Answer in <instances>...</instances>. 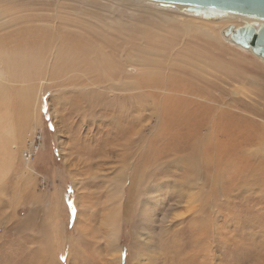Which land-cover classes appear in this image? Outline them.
<instances>
[{"label": "rangeland", "instance_id": "374dc122", "mask_svg": "<svg viewBox=\"0 0 264 264\" xmlns=\"http://www.w3.org/2000/svg\"><path fill=\"white\" fill-rule=\"evenodd\" d=\"M14 1L31 6L42 22L49 20L48 47L57 42V31L71 39L86 37L85 31L98 42L116 43L107 46L106 55L115 67L135 49L132 53H150L155 63L146 69L160 77L167 78L169 62L175 66L188 58L196 64L203 55L223 62L238 59L242 75L227 83L223 68H216L221 80L215 85L221 86L215 104L229 113L215 115L212 127H199L204 111L173 121L167 105L179 93L166 80L149 88L138 83L137 63L126 65L118 76L125 85L110 95L95 91L82 70L53 71L54 79L39 81L35 74L46 69L8 67L0 110L26 127L14 131L20 154L0 189V264H46V253L49 264H118L102 222L111 196L108 186L116 179H122L119 264H141V246L148 247L155 264H264V58L223 34V27L240 25L242 18L222 19L225 14L209 21L181 5L154 0ZM57 12L60 21L54 26ZM12 50L17 56L20 47ZM25 87L36 95L31 92L28 113L22 107ZM130 129L133 137L126 136ZM23 150L31 154L33 171L25 168ZM28 175L32 187L27 189ZM149 191L152 246L139 225L141 198ZM79 196L86 203L82 209ZM78 217L86 225L84 238L76 231Z\"/></svg>", "mask_w": 264, "mask_h": 264}, {"label": "bare ground", "instance_id": "6f19581e", "mask_svg": "<svg viewBox=\"0 0 264 264\" xmlns=\"http://www.w3.org/2000/svg\"><path fill=\"white\" fill-rule=\"evenodd\" d=\"M178 5H181L184 8H188V5H185V4H178ZM0 6H1V9H0V26H7V28L4 31H2V32L0 31L1 37H3V35L6 34L4 37L5 38L4 40H6V41H4L3 38L2 39L0 38V91H4V90L6 91L8 89L7 84H6V82L8 80V78H7L8 73L6 74V71L10 70V69L8 70V67H14V68L32 67L35 69L39 68L40 70H43V69L47 70L48 73H46V74H43V73L35 74V72H34V74L36 75V77H34V80H35V78H39L40 79L39 81L54 79L53 71L56 72L58 75L59 70L67 71V73L69 72V74H71L73 72L77 73V72H79V70H82L83 73L81 74V77L83 78V80L85 78L87 81L89 80L91 83H93V87L96 88V89H94L95 91L99 90V91L105 93L106 95H107V93L109 94V92H110V94H115V90H118L119 88H121V86L125 85V83H126V81L119 82L118 76L124 72V68H126V65H133V64L137 63L141 66V71L138 74L137 78H139V76H142V79H139L138 83H141L145 87L149 88L150 86H153L155 84V82H159L161 80H164V81L166 80L167 81L166 85H169L174 91L179 93L177 96H173V94H172L173 99L171 97H170V99H172V102L173 101H175V102L174 103L171 102L169 105H167L168 106L167 109L169 111L168 115H170L173 118V121H175L177 119H188V117L190 115L194 114L196 111L202 110V111H204V115L202 116L200 122L197 125L199 127L204 126V125H208V126L212 127L214 125L213 118L215 115H223V114L229 113V111L222 110V109L218 108L215 104V102L218 100L217 96L215 94V91H216V89H218L221 86V85L217 86L215 84L217 83V81L221 80L220 73L218 70L219 67H222L224 70L225 82H227V83L237 82V79H235L233 77L238 76V75H242V72L240 71V67H242V64H240L239 63L240 61H238V59H236L240 56L234 55V56H232V58L236 59V60H233L230 62H223L220 59H218L215 55H209L208 59H206L205 58L206 56L203 55L199 58V60H201V61H199L200 63L193 62L196 64H191L192 63L191 60H188V58H183L186 56H183V57L180 56V59L183 58L184 60L181 61L179 65L176 64L178 62L175 63L180 69L178 67H176V65L171 66V64H170L171 62H169L170 70H169V72L166 70L168 72L167 78L165 76L160 77L158 74H154V72H151V70L146 69V68H151L153 66V64L155 63L150 59V57L148 55L150 53H148L147 55L144 54L145 52H143V54H140V53L136 54L135 52H137V51L132 53L135 49L133 51H126L127 54L122 55V57H124L122 60L123 61L126 60V62H120V67H115V65L113 63V59H111L110 57H107L106 55L110 54V52L107 51V49H108L107 46H110V45L115 46L116 43L111 42V41L98 42V41H96L95 36H91L92 33H88L85 31L81 32V33L84 34L86 37L78 36L81 39H71L70 35L65 34V32L57 31L56 34L53 33L57 36L56 37L57 42L55 43V45H53V46L50 45L48 47L47 46L48 44L45 45V42H47L46 40L48 37V34H47L48 32H47V28H46V27H48L47 25H49V22H47L48 19L45 20L44 22H42V19H41L42 15L39 13H36L32 9L31 6H29L27 4L16 2L14 0H0ZM4 8L6 11H4ZM6 12H8L9 15L7 18L4 19L3 14L6 15ZM26 13H28V14H26ZM201 16H203V15H201ZM201 16H199L197 18L202 19ZM234 16L241 17L242 23L240 25H234V24H229V25H234V26L238 27V26L243 25L245 22L259 24V21L256 19L247 18L243 15L236 14V13H228L225 16H221V18L222 19L223 18H233ZM203 18H204V16H203ZM56 19L57 20L55 21L54 26H57V24H59L58 21H60V17H59L58 12H57ZM204 19H206V18H204ZM208 20L211 21L210 19H208ZM229 25H227V26H229ZM227 26H225V27H227ZM189 27L190 26H186L185 28H187V30H188ZM225 27H223V29ZM72 32H74V31H72ZM188 32H190V30ZM87 36L94 37V38H92V40H89V39H87ZM111 38H114V37H111L109 35L105 36V39L111 40ZM224 38H225V40H229L228 37L227 38L224 37ZM114 39H116V38H114ZM7 40H9V41H7ZM17 40L20 41L21 45L18 44L16 46H12V45H15V43H13V42H16ZM54 41H56V40H54ZM122 43L124 44V42H119L120 45ZM182 44L184 45V43H182ZM209 44H211V43H209ZM236 45L241 47L238 44H236ZM127 46H128V43H127ZM205 46L211 47V45H208V44H205ZM18 47H20V50L18 52L19 54L16 56V53H14L12 48H18ZM121 47H123V45ZM112 48H114V47H112ZM179 48L180 47H178V49L175 51H179L180 50ZM241 48H243V47H241ZM156 49H158V48H156ZM43 50H45V54L41 55ZM47 50H48V52H47ZM201 50H204V49H201ZM114 52L116 53V51H114ZM205 52H207V51L205 50ZM211 54H213V53H211ZM174 57H175L174 55L172 57H170V60H172V58H174ZM189 59H190V57H189ZM202 59H204V63H202L203 62ZM205 60H207V61H205ZM188 61H190V62H188ZM245 65H247V64L245 63ZM164 66H166V65H164ZM164 66H162V67H164ZM190 66H192V67H190ZM234 66H236V67H234ZM216 68H218V69H216ZM132 70H134V69L132 68ZM247 72H248V70H247ZM50 74L52 75V77H50ZM205 74H208V76L207 77L204 76ZM28 75H30V74H28ZM127 76H130V75L127 74ZM209 76H210V79H208ZM73 77L74 76L72 75V78ZM75 77L80 78V76H75ZM244 77H245V75H244ZM67 81L78 82L77 80H74L71 78L67 79ZM86 82H84V83H86ZM106 82H108L110 85H108V83H106ZM66 85H68V83ZM100 88H102V89H100ZM160 88H163V87H160ZM27 89H28L27 87H25V89H22V92L24 91V93L22 95L24 96V98L27 101H29L30 95L32 94L31 92L33 91V95H34L35 89L34 90L31 89V92ZM34 96H36V95H34ZM24 98L22 100V107L24 108L25 112L28 113V109H29L31 102L30 101L26 102L24 100ZM3 101L5 102V100H3ZM36 104H37V102H36ZM3 112L0 110V189L2 186L1 185L2 181L5 180V177H8L10 171L12 170V166L14 167L15 163L17 162V158L20 154V150H19L20 138H18L16 135L14 136V131L16 129H21L23 124H24V127H26L25 121H18L17 120V123H15V121H16L15 119H13L10 115L5 116L3 114ZM27 113H26V115H27ZM26 115L24 116V118H26ZM19 116H21V115H19ZM27 117H29V116L27 115ZM174 118H175V120H174ZM259 127H260V125H259ZM133 134L134 133H133L132 129H130V130H128V133L126 136L131 135V137H133L132 136ZM129 139H130V137H129ZM127 140H128V137H127ZM161 140L164 141L163 139H161ZM155 145H157V144H155ZM155 145H154V147H156ZM154 147L151 149L154 150L155 149ZM162 151L163 150H158L157 153H160ZM153 152H155V151H153ZM21 154H22V156L24 154L26 156L25 157V164H26L25 168H26V170L33 171V168L31 167V164H30L31 154H29V152L27 150L21 151ZM154 154H155V157L158 159L156 153H154ZM155 157H154V159H155ZM215 158H217V157H215ZM147 159H148V157H147ZM206 159H207V156H206ZM221 168L223 169V167H221ZM226 170H227V168H226ZM119 177H121V174ZM140 179H142V178H140ZM147 179H149V178H147ZM143 180H144V178H143ZM145 180H146V178H145ZM110 182H111V180H110ZM24 183H25L24 186H27V189L32 187L31 175L29 176V178ZM144 184H146V183H144ZM21 185H22V183H21ZM147 186H149V185H147ZM108 187L110 188L111 196H110L108 207H107V210H106V213H105V216H104L102 222L104 224L105 235H106L107 240H108V248L112 252V256L115 259V261L118 262V264H119L121 256H120V248H119L118 240H119L120 232H121V220H120L121 201H120V198H121V192H122V179H116V180L112 181V184H110V186H108ZM146 190H148V189H146ZM81 197H83V196L78 197V202H79L78 206H80V208L82 209L83 207L86 206V203H85V201L82 200ZM141 199H142L140 202L141 204L139 203L140 204V209H139L140 223H139V225L141 227L142 234L146 235V236L144 235L145 237H143L144 241L146 242L147 245L150 244L152 246L154 239H153L152 233L148 227H149V225H151L150 216L152 214V207L154 205L153 195L149 191V192H147V194L143 195V197ZM80 215H81V212H80L79 216ZM82 220H83L82 217L77 218L76 231H77V234L79 237L84 238V236H86V234H85L86 233V229H85L86 225L83 224ZM20 225H18V227H20ZM50 237H51V234H50ZM146 247L147 246H145V247L141 246L140 247V258H141L140 263L141 264H155V262H153L151 260V258L149 257L150 255L149 256L147 255ZM181 248L182 247H179L180 250H181ZM45 252H46V250H45ZM43 253H44V250H43ZM47 254L48 253H46V256L44 258L48 263V259H50V258L47 259ZM164 256H167V253L164 252L163 257ZM185 256H187V255H185ZM187 257H185V258H187ZM181 258H183V257H181ZM207 260H209V258ZM174 263H175V261L171 260L170 264H174Z\"/></svg>", "mask_w": 264, "mask_h": 264}, {"label": "water", "instance_id": "95a60500", "mask_svg": "<svg viewBox=\"0 0 264 264\" xmlns=\"http://www.w3.org/2000/svg\"><path fill=\"white\" fill-rule=\"evenodd\" d=\"M167 4H185L188 9L204 18L216 20L220 15L236 13L256 19L259 24L245 22L241 26L229 25L223 34L235 44L251 49L264 58V0H154Z\"/></svg>", "mask_w": 264, "mask_h": 264}]
</instances>
